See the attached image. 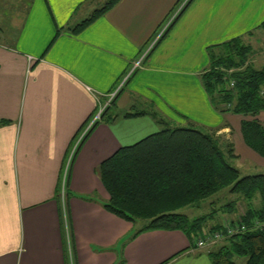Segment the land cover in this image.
<instances>
[{
	"label": "crops",
	"instance_id": "0c3cea01",
	"mask_svg": "<svg viewBox=\"0 0 264 264\" xmlns=\"http://www.w3.org/2000/svg\"><path fill=\"white\" fill-rule=\"evenodd\" d=\"M179 1L117 0L74 34L69 27L106 0H0V264H211L207 248L192 249L179 230L134 234L135 224L102 207L108 195L96 171L119 147L158 131V116L214 130L242 174L264 173V156L240 133L248 118L219 110L200 77L208 49L261 31L264 0H191L148 49ZM115 90L72 151L62 207L68 153ZM137 106L150 111L122 117ZM234 215H219V224Z\"/></svg>",
	"mask_w": 264,
	"mask_h": 264
},
{
	"label": "trees",
	"instance_id": "16d2710c",
	"mask_svg": "<svg viewBox=\"0 0 264 264\" xmlns=\"http://www.w3.org/2000/svg\"><path fill=\"white\" fill-rule=\"evenodd\" d=\"M116 1L106 0L69 31L78 33ZM190 1L185 2L157 41ZM207 54L208 67L200 77L210 99L221 105L219 110L251 116L264 113V66L252 67L250 46L235 37L208 49ZM229 80L233 81L231 87ZM144 113L124 112L122 117ZM153 118L160 125L158 131L119 147L97 166L98 178L108 195L102 203L106 211L137 224L134 234L153 229L179 230L193 243L204 231L220 227L218 217L214 218L215 210L188 218L178 209L196 205L226 189L234 198L219 206L220 215L235 213L247 224L264 219V173L241 174L230 163L234 157L232 146L214 130L190 123L170 126L161 117ZM240 133L249 148L264 156V117L262 122L255 117L242 120ZM239 202L243 210L237 212ZM222 241L215 249L212 245L206 250L211 264H236L234 258L243 259L242 264H264V231L250 230Z\"/></svg>",
	"mask_w": 264,
	"mask_h": 264
},
{
	"label": "built area",
	"instance_id": "2783aa9c",
	"mask_svg": "<svg viewBox=\"0 0 264 264\" xmlns=\"http://www.w3.org/2000/svg\"><path fill=\"white\" fill-rule=\"evenodd\" d=\"M187 0H183L175 9V11L171 14L170 18L165 22V24H163V26L156 32V34L154 35V37L152 38V40L149 42L148 45V49L150 47H152L158 40L159 36L163 33V31L165 30V28L167 27V25L171 22V20L175 17V15L178 13V11L182 8V6L185 4ZM144 56H142L140 59L136 60L133 62L132 67L130 69V71H132V69L137 68L140 66L141 60L143 59ZM129 71V72H130ZM129 72L126 74V76L123 78L122 82L126 79L127 75L129 74ZM233 84L232 80H229L228 82V86L231 87ZM121 85V83H120ZM118 88V87H117ZM116 88V90H117ZM116 90L110 94H108V99L106 102L104 103H99L97 104V108L96 111L94 112V114L92 115V117L88 120V122L84 125V127L82 128L81 132L79 133V135L76 137L73 147L71 148L70 153H68V156L66 158V162L64 165V170H63V175L61 178V183H60V201H61V205L62 207L64 206V196H65V182H64V178H65V171L66 168L69 164L70 161V157L72 154V151L75 149V147L77 146L78 142L81 140L82 136L85 134V132L87 131V129L92 125V123L100 118L101 113L103 112L104 108L108 105L109 100L113 97V95L115 94ZM250 230H258V231H264V219L263 220H252L249 224H247L246 222H243L240 218V216L238 215H234V217L232 218H228L225 219L221 222L220 227L216 228V229H211V230H206L204 231L202 234L198 235L195 237L193 243L191 244L192 249L193 248H207L210 247L212 245H214L215 243L224 240L232 235L235 234H239V233H243L246 231H250Z\"/></svg>",
	"mask_w": 264,
	"mask_h": 264
},
{
	"label": "rangeland",
	"instance_id": "374dc122",
	"mask_svg": "<svg viewBox=\"0 0 264 264\" xmlns=\"http://www.w3.org/2000/svg\"><path fill=\"white\" fill-rule=\"evenodd\" d=\"M182 1L183 0H180L178 2V5ZM152 38H151V40H152ZM243 42H244V44H247L250 46L251 54L254 53V56L256 57V59L251 64L252 67L258 69V68L264 66V27L261 29V31H259V32L256 31L255 33L251 34V37H247L246 39L243 40ZM214 89L215 88L211 89L212 95H213ZM261 89L264 92V83L261 85ZM134 109L138 110V111L141 109H144L145 111H150L147 109L146 106H137V108H134ZM259 113H257L255 116H251V115L247 114L245 118H248V119L253 118V117L257 118ZM230 163L233 165L235 164V167H237V168L239 167L236 161H234V162L230 161ZM238 170L240 171L241 174L244 171L241 167ZM233 198H234V194L226 192V189H221L220 191L206 197L205 199L200 200L199 203H197L196 205L185 206V207L178 209V211L181 213H184L188 218H193V217L200 216L204 213H207L208 211L215 210V213H214V218H215V217H219V215H220V212L218 211L219 206L223 205L224 203H226L227 201H229ZM237 209H238L237 212L243 210V203L242 202H239L237 204ZM135 226L137 228V224ZM222 242L223 241L221 240V241L215 243L212 248L215 249ZM208 248H210V247H207V249ZM234 260H235L236 264H242V262H243V259H241V258L240 259L234 258Z\"/></svg>",
	"mask_w": 264,
	"mask_h": 264
}]
</instances>
